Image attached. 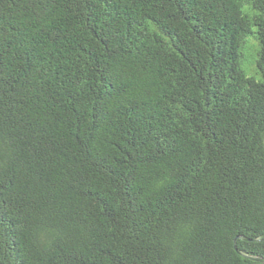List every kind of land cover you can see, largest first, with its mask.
Instances as JSON below:
<instances>
[{"label": "trees", "instance_id": "1", "mask_svg": "<svg viewBox=\"0 0 264 264\" xmlns=\"http://www.w3.org/2000/svg\"><path fill=\"white\" fill-rule=\"evenodd\" d=\"M262 261L264 0H0V264Z\"/></svg>", "mask_w": 264, "mask_h": 264}, {"label": "water", "instance_id": "2", "mask_svg": "<svg viewBox=\"0 0 264 264\" xmlns=\"http://www.w3.org/2000/svg\"><path fill=\"white\" fill-rule=\"evenodd\" d=\"M240 254L245 256V257H247L246 255L242 254L241 252H240ZM249 258L252 259V260H258L257 258H254V257H249ZM262 262H264V261H262Z\"/></svg>", "mask_w": 264, "mask_h": 264}]
</instances>
